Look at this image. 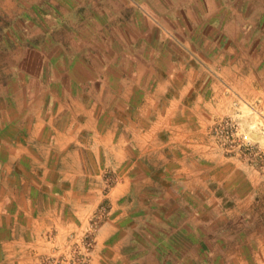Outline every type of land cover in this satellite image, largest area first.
I'll return each instance as SVG.
<instances>
[{"label": "crops", "instance_id": "0c3cea01", "mask_svg": "<svg viewBox=\"0 0 264 264\" xmlns=\"http://www.w3.org/2000/svg\"><path fill=\"white\" fill-rule=\"evenodd\" d=\"M92 42H76L74 52L64 49L52 59L41 57L38 63L50 71L24 73L25 88L15 84L9 104L0 106V264H40L54 246L81 235L100 203L109 215L94 229V238L97 243L109 238L115 224L131 218L113 211L126 207L128 194L144 191L160 176L184 173L180 167L166 170L170 146L186 142L192 148L187 159H194L196 132L230 111L228 73L233 68L235 77L241 76L237 64L227 63L232 49L220 51L214 70L206 61L185 57L174 41L155 39L144 55L138 52L148 46L143 39L136 46L139 54L128 56H99L88 50ZM244 56L240 51L236 61ZM228 87L234 88L232 81ZM252 88L248 96L257 94ZM232 91L239 99L246 93ZM252 111L250 118L257 116ZM253 126L250 135L264 146L259 126ZM203 158L211 160V155ZM217 170L220 176L225 165ZM245 175L254 193L260 179L251 171ZM106 176L113 181L105 189ZM226 184L223 173L213 190H225ZM138 200L143 199L136 206ZM261 232L255 227L247 237L251 245L240 255L264 254ZM119 253L117 248L110 257L104 254L102 264H115ZM147 254L157 264L156 256ZM91 264H97L93 257Z\"/></svg>", "mask_w": 264, "mask_h": 264}, {"label": "rangeland", "instance_id": "374dc122", "mask_svg": "<svg viewBox=\"0 0 264 264\" xmlns=\"http://www.w3.org/2000/svg\"><path fill=\"white\" fill-rule=\"evenodd\" d=\"M143 39L148 46L139 49ZM155 39L179 43L185 57L206 61L214 70L220 51L232 49L227 63L237 64L241 76L236 78L233 68L228 73L230 111L196 132L194 159H187L192 148L186 142L170 146L166 170L180 167L184 173L156 182L150 177L154 182L144 191L128 194L126 207L113 211L131 218L115 224L109 238L101 243L94 238V229L109 215L100 203L81 235L54 246L40 264H91L92 257L102 264L104 254L110 257L117 248L115 264H155L150 252L157 264H264V254L240 255L251 245L247 237L255 227L264 232V146L248 131L256 123L264 136V0H0V106L9 104L15 84L25 88L24 73L50 71L38 63L43 56L74 52L76 42L88 40L94 46L88 50L99 56L146 55ZM240 51L246 56L236 61ZM231 81L246 92L243 99L229 89ZM251 87L257 94L248 96ZM254 109L257 116L250 118ZM219 165H225L220 176ZM248 171L260 179L254 193L245 183ZM223 173L225 190H213ZM105 179L106 189L113 179Z\"/></svg>", "mask_w": 264, "mask_h": 264}]
</instances>
